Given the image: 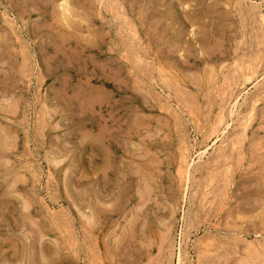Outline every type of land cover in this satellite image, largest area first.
Masks as SVG:
<instances>
[{
  "label": "rangeland",
  "instance_id": "1",
  "mask_svg": "<svg viewBox=\"0 0 264 264\" xmlns=\"http://www.w3.org/2000/svg\"><path fill=\"white\" fill-rule=\"evenodd\" d=\"M63 1L0 0V264H264V0Z\"/></svg>",
  "mask_w": 264,
  "mask_h": 264
},
{
  "label": "bare ground",
  "instance_id": "2",
  "mask_svg": "<svg viewBox=\"0 0 264 264\" xmlns=\"http://www.w3.org/2000/svg\"><path fill=\"white\" fill-rule=\"evenodd\" d=\"M22 1H23V0H22ZM32 2H33V1H32ZM69 2H70V1H69ZM70 4H71V3H70ZM60 7H61V14H62V16H63V19L66 21V23H68L69 18H70V15L73 14V13H71V11H70V9H69V8H71V7L68 6V3H67L66 0H64V1L60 4ZM72 9H73V8H72ZM80 9H81V8H80ZM59 11H60V9H59ZM72 12H74V11H72ZM79 12H80V11H79ZM26 13H27V12H26ZM77 13H78V12H77ZM261 13H262V12H261ZM27 14H28V13H27ZM258 15H259V14H258ZM258 15H257V17H258ZM28 16H29V14H28ZM71 16H72V15H71ZM74 16H75V15H74ZM83 17H84V16H83ZM262 17H263V16H262ZM74 18H75V17H74ZM74 18H72V19H74ZM82 19H83V18H82ZM256 19H257V18H256ZM260 19H261V18H260ZM61 21H62V20H61ZM61 21H60V22H61ZM82 21H83V20H82ZM82 21H81V22H82ZM259 21H260V20H259ZM73 22H74V21H73ZM76 22H77V21H76ZM66 23H65V24H66ZM61 24H63V23H61ZM65 24H64V25H65ZM69 24H70V23H69ZM64 25H63V26H64ZM67 25H68V24H67ZM70 25H71V24H70ZM81 25H82V24H81ZM65 26H66V25H65ZM78 26H79V27H75V25H74V27H75L74 30H75L76 28L79 29V28L81 27L80 24H79ZM69 27H71V26H69ZM69 27H68V28H69ZM86 28H87V27H85V29H86ZM128 28H129V27H128ZM80 29H82V27H81ZM85 29H84V30H85ZM128 30H129V29H128ZM263 31H264V30H263ZM46 33H47V32H46ZM263 40H264V39H263ZM53 49H54V48H53ZM3 51H4V50H3ZM55 51H56V50H55ZM55 51H54V52H55ZM61 51H62V50H61ZM6 52H7V51H6ZM56 52L58 53V51H56ZM56 52H55V54H56ZM52 53H53V52H52ZM4 54H5V53H4ZM0 55H2V54H0ZM12 57H13V56H12ZM261 57H262V56H261ZM1 59H2V58H1ZM260 60H261V58H260ZM0 61H2V60H0ZM4 62H6V61H4ZM260 62H261V61H260ZM258 64H259V63H258ZM257 66H258V65H257ZM261 67H262V66H261ZM251 71H252V69H251ZM246 72H247V71H246ZM248 72H249V71H248ZM255 72H256V70H255ZM255 72H254V73H255ZM75 73H76V72H75ZM243 73H244V72H243ZM259 73H260V72H259ZM259 73H258V74H259ZM261 73H262V72H261ZM168 74H169V73H168ZM246 74H247V73H246ZM256 74H257V73H256ZM256 74H255V75H256ZM263 74H264V73H263ZM1 75H2V74H1ZM252 75H253V74H252ZM245 76H246V75H245ZM166 77H167V76H166ZM253 77H254V76H253ZM253 77H252V78H253ZM238 78H239V77H238ZM242 78H243V77H242ZM248 79H249V78H248ZM255 79H256V78H255ZM255 79H254V80H255ZM242 80H243V79H242ZM242 80H241V81H242ZM249 80H250V79H249ZM249 80H248V81H249ZM252 80H253V79H252ZM262 82H263V80H262ZM243 84H244V83H243ZM243 84H242V85H243ZM248 84H249V83H248ZM240 85H241V84H240ZM240 85H239V86H240ZM260 85H261V83H260ZM247 86H248V85H247ZM245 87H246V86H245ZM253 87H254V86H253ZM243 88H244V87H243ZM250 88H251V87H250ZM257 88H258V87H257ZM238 90H239V89H238ZM240 90H241V89H240ZM243 90H244V89H243ZM253 90H254V89H253ZM255 91H256V87H255ZM262 91H263V90H262ZM239 92H240V91H239ZM249 92H250V91H249ZM249 92H248V94H249ZM253 93H254V92H253ZM83 95H84V94H83ZM235 95H236V94H235ZM250 95H251V94H250ZM263 95H264V94H263ZM0 96H1V95H0ZM10 96H11V95H10ZM238 96H240V95H238ZM6 97H7V96H6ZM233 97L236 98V96H233ZM244 97H246V96H244ZM252 97H253V95H252ZM237 98H239V97H237ZM233 99H234V98H233ZM248 99H249V98H248ZM0 100H1V99H0ZM5 100H6V99H5ZM237 100H238V99H237ZM241 100H242V99H241ZM246 100H247V99H246ZM263 100H264V99H263ZM263 100H262V101H263ZM1 101H2V100H1ZM6 102H7V101H6ZM9 102H10V101H9ZM232 102H233V100H232ZM232 102H231V103H232ZM248 102H249V101H248ZM256 103H257V101H256ZM1 104H2V103H1ZM11 104H12V103H10V105H11ZM236 104H237V101L234 103V105H233L232 107H234ZM238 104H239V103H238ZM245 104H246V103H245ZM3 105H5V104H3ZM7 105H8V104H7ZM229 105H230V104H229ZM254 105H255V104H254ZM236 106H237V105H236ZM2 107H4V106H2ZM7 107H8V106H7ZM14 107H15V106H13V108H14ZM239 107H240V106H239ZM244 107H245V106H244ZM244 107H243V108H244ZM13 108H11V109L14 111L17 107H16L15 109H13ZM229 108H230V107H229ZM243 108H242V109H243ZM1 109L4 110L3 108H1ZM8 109H10V108H8ZM11 109H10V110H11ZM253 109H254V108H253ZM227 110H228V109H227ZM243 110H244V109H243ZM246 110H248V109H246ZM246 110H245V111H246ZM254 110H255V109H254ZM8 111H9V110H8ZM13 111H11V112H13ZM228 111H229V110H228ZM0 112H1V111H0ZM48 112H49V111H48ZM234 112H235V111H234ZM238 112H239V111H238ZM250 112H251V111H250ZM14 113H15V112H14ZM236 113H237V112H236ZM242 113H244V112H242ZM255 113H256V111H255ZM52 114H53V113H52ZM91 114H92V113H91ZM238 114H239V113H238ZM249 114H250V113H249ZM253 114H254V113H253ZM3 115H4V113H3ZM228 115H229V114H228ZM220 116H221V115H220ZM236 116H237V115H236ZM232 117H233V116H232ZM248 117H249V116H248ZM223 118H225V117H223ZM226 118H227V117H226ZM221 119H222V118H221ZM228 119H229V117H228ZM238 119H240V118H238ZM250 119L252 120V118H250ZM218 120H219V119H218ZM218 120H217V121H218ZM233 120H234V119H233ZM243 120H244V119H243ZM219 121H220V120H219ZM223 121H224V120H223ZM225 121H226V120H225ZM235 122H236V119H235ZM241 122H242V121H241ZM247 122H248V121H247ZM218 123H219V122H218ZM221 123H223V122L221 121ZM230 123H231V122H229V124H230ZM239 123H240V122H239ZM239 123H238V124H239ZM223 124H224V123H223ZM225 124H226V123H225ZM232 124H233V122H232ZM232 124H231V125H232ZM236 124H237V123H236ZM246 124H247V123H246ZM220 125H222V124H220ZM231 125H230V126H231ZM233 125H235V124H233ZM242 125H243V124H242ZM242 125H241V126H242ZM244 125H245V124H244ZM220 127H221V126H220ZM224 127H225V125H224ZM242 127H243V126H242ZM247 127H248V126H247ZM247 127H246V128H247ZM235 128H236V127H235ZM237 128H238V127H237ZM5 129H6V128H4V130H5ZM228 129H229V128H228ZM239 129H240V127H239ZM244 129H245V128H244ZM0 130H1V129H0ZM7 130H9V129H7ZM218 130H219V129H218ZM235 130H236V129H235ZM245 130H246V129H245ZM247 130H248V129H247ZM223 131H225V130H223ZM230 131H231V130H230ZM238 131H239V130H238ZM238 131H233V132H238ZM2 132H3V131H2ZM7 132H8V131H7ZM228 132H229V131H228ZM228 132H227V133H228ZM241 132H242V131H241ZM3 133L5 134V133H6V130H5V132H3ZM99 133H100V132H99ZM215 133H216V132H215ZM229 133H230V132H229ZM7 134H8V133H7ZM9 134H10V136H11L12 133L10 132ZM245 134H246V132H245ZM7 136H8V135H7ZM238 136H239V135H238ZM5 137H6V135H5ZM218 137H220V135H219ZM226 137H228V136H226ZM2 138H3V137H2ZM14 138H15V137H14ZM104 138H105V137H104ZM104 138H103V139H104ZM209 138H210V137H209ZM16 139H17V137H16ZM101 139H102V138H101ZM218 139H219V138H218ZM224 139H225V138H224ZM230 139H231V137H230ZM0 140H1V139H0ZM14 140H15V139H14ZM232 140H233V139H232ZM6 141L8 142V140H6ZM15 141H16V140H15ZM15 141H13V143H14ZM213 141H214V140H213ZM226 141H227V139H226ZM226 141H225V143H226ZM234 141H235V140H234ZM102 142H103V141H102ZM203 142H204V141H203ZM223 142H224V141H223ZM231 142H232V141H231ZM236 142H237V141H236ZM1 143H2V142H1ZM8 143H10V142H8ZM208 143H209V142H208ZM221 143H222V141H221ZM2 144H3V143H2ZM11 144H12V141H11ZM11 144H9V145H10V146H13V145H11ZM14 144H15V143H14ZM213 144H215V143H213ZM216 144H217V143H216ZM233 144L236 145L235 143H233ZM202 145H203V144H202ZM204 145H205V143H204ZM206 145H207V144H206ZM218 145H219V144H218ZM220 145H221V144H220ZM234 145H233V146H234ZM2 146L4 147V149L6 148V144H5V145L3 144ZM7 146H8V145H7ZM207 146H208V145H207ZM213 146H214V145H213ZM0 147H1V146H0ZM221 147H222V146H221ZM231 147H232V146H231ZM11 148H12V147H11ZM97 148H98V147H97ZM201 148H202V147H201ZM232 148H233V147H232ZM8 149H9V146H8ZM12 149H14V147H13ZM202 149H203V148H202ZM208 149H209V148H208ZM214 149H215V147H214ZM218 149H219V148H218ZM0 150L2 151V149H0ZM206 150H207V148H206ZM206 150H204V151H200V149H199L200 153L198 154V159H201V157H202L203 155H205V154L208 152V151L206 152ZM232 150H233V149H232ZM5 151H6V149H5ZM96 151H98V150H96ZM211 151H212V149H211ZM7 152H8V151H7ZM102 153H103V152H102ZM197 153H198V152H197ZM218 153H220V151H219ZM0 154H4V150H3V153H0ZM8 154H10V153L8 152ZM4 155H5V154H4ZM4 155H3V156H4ZM10 155H11V154H10ZM215 155H216V154H215ZM218 155H219V154H218ZM218 155H216V156H218ZM1 156H2V155H1ZM1 156H0V157H1ZM105 156H106V155H105ZM205 156H206V155H205ZM208 156H209V155H208ZM5 157H6V156H4V158H5ZM97 157H98V156H97ZM212 157H214V156H212ZM4 158H3V159H4ZM6 158H7V157H6ZM206 158L209 159L208 157H206ZM215 158H216V157H215ZM215 158H214V159H215ZM3 159H2V160H3ZM54 159H55V158H54ZM202 159H203V158H202ZM210 159H211V158H210ZM4 160H5V159H4ZM50 161H52V160L50 159ZM184 161H185V160H184ZM202 161H203V160H202ZM8 162H10V160H9ZM8 162H7V163H8ZM194 162H195V161H194ZM199 162H200V161H199ZM53 163H54L55 165H57V164L59 163V161H53ZM107 163H108V162H107ZM187 163H188V162H187ZM187 163H186V164H187ZM196 163H197V162H196ZM200 163H201V162H200ZM206 163H207V162H206ZM210 163H211V162H210ZM1 164H2V163L0 162V165H1ZM4 164H5V162H4ZM55 165H54V166H55ZM197 165H199V164H197ZM197 165H196V166H197ZM204 165H206V164H204ZM5 166H6V164H5ZM5 166H4V167H5ZM185 166H186L185 168H186V170H187L188 167H189V165L187 164V165H185ZM192 167H193V166H192ZM192 167H191V168H192ZM200 167H201V166H200ZM1 168H2V167H1ZM1 168H0V169H1ZM191 168H190V169H191ZM204 168H205V167H204ZM211 168H212V167H211ZM4 169H5V168H4ZM194 169H195V168H194ZM1 170H2V169H1ZM6 170H7V169H6ZM18 170H19V169H18ZM202 170H203V169H202ZM8 171H9V170H8ZM194 171H195V170H194ZM9 172L11 173L12 170L9 171ZM127 172H128V171H127ZM185 172H186V171H185ZM207 172H208V171H207ZM15 173H18V172H15ZM208 173H209V172H208ZM1 174H2V171H1ZM17 175H18V174H17ZM17 175H16V176H17ZM204 176H205V175H204ZM0 177H1V175H0ZM5 177H6V176H5ZM10 177L13 178L11 175H10ZM207 177H208V175H207ZM122 179H123V178H122ZM22 180H24V177H23V179H22V178H17V177H16V178H13V186L16 187V188L18 189V188L20 187V185H18V184L21 183ZM208 183H209V182H208ZM208 183H207V184H208ZM203 184H204V183H203ZM203 184L201 183V185H203ZM210 184H211V183H210ZM11 185H12V182H11ZM21 186H22V185H21ZM92 187H93V186H92ZM22 188H23V186H22ZM148 188H149V187H148ZM204 188H205V187H204ZM204 188H203V189H204ZM10 189H11V188H10ZM17 189H16V190H17ZM22 190H24V188H23ZM207 190H208V189H207ZM17 191H18V190H17ZM141 191H142V190H141ZM201 191H203V190H201ZM7 192H10V191L7 190ZM15 193H16V192H15ZM19 193H20V192H19ZM91 193H92V191H91ZM206 193H207V192H206ZM92 194H94V192H93ZM92 194H91V196H92ZM19 195H20V194H19ZM199 195H200V193H199ZM22 196H24V195H22ZM22 196H20V197L22 198ZM31 196H32V195H31ZM94 196H95V195H94ZM95 197H96V196H95ZM95 197H94V198H95ZM199 197H200V196H199ZM197 198H198V196H197ZM23 199H26V200H27V198H23ZM199 199H200V198H199ZM199 199H198V200H199ZM202 199H203V198H202ZM26 200L24 201L23 210L26 211V212H28L29 202H27ZM95 201H96V200H95ZM92 202H93V201H92ZM100 202H101V201H100ZM10 203H11V202H10ZM30 203H31V202H30ZM90 203H91V202H90ZM93 203H94V202H93ZM96 203L99 205V203H98V201H97V202H95L94 204H92L93 206H91L93 212L97 211V210H95V209L98 208V207H97V208L95 207V206H98ZM11 204H12V203H11ZM11 204H10V205H11ZM7 205H8V204H7ZM14 205H15V204H14ZM30 205H31V204H30ZM199 205H200V204H199ZM99 206H100V205H99ZM205 206H206V205H205ZM205 206H203V207L205 208ZM9 207H10V206H9ZM197 207H198V206H197ZM203 207H202V208H203ZM13 209H14V208H13ZM101 209H102V208H101ZM101 209L98 208V210H101ZM197 210H198V209H197ZM19 211H20V210H19ZM102 211H103V210H101V213H102ZM26 212H25V213H26ZM97 212H98V211H97ZM199 212H200V211H199ZM199 212H198V213H199ZM23 213H24V212H22V214H23ZM22 214H21V216H23ZM92 214H93V213H92ZM102 214H103V213H102ZM24 215H25V214H24ZM27 215H28V213L26 214V216H27ZM93 215H94V214H93ZM29 216H30V215H29ZM29 216H28V218H29ZM98 216H99V215H98ZM195 216H196V215H195ZM94 217H95V216H94ZM94 217H93L92 221L89 220V222H88L90 226H93V225L95 226V219H94ZM22 218H23V217H22ZM25 218H27V217H25ZM29 219H30V218H29ZM29 219H28V220H29ZM87 220H88V219H87ZM82 221H83V220H82ZM83 222H84V221H83ZM85 222H86V221H85ZM88 223H87V224H88ZM99 223H100V222H99ZM87 224H86V225H87ZM132 224H133V223H132ZM84 225H85V224H84ZM163 226H164V225H163ZM254 226H255V225H254ZM91 228H92V227H91ZM92 229H93V228H92ZM184 231H185V230H184ZM184 231H183V232H184ZM187 233H188V232H187ZM123 236H124V235H123ZM125 237H126V236H125ZM119 239H120V238H119ZM14 240H15V239H14ZM184 240H185V239H184ZM257 241H258V240H257ZM257 241H256V242H257ZM262 241H263V240H262ZM184 242H185V241H184ZM180 244H181V243H180ZM180 244H179V245H180ZM197 244H198V243H197ZM257 244L259 245L260 243H257ZM195 246H196V245H195ZM260 246H261V245H260ZM197 247H198V246H197ZM257 247H258V246H257ZM263 247H264V246H263ZM178 248H179V247H178ZM181 248H182V247H181ZM181 248H180V249H181ZM259 248H260V247H259ZM182 249H183V248H182ZM184 249H185V248H184ZM261 249H262V248L257 249V251H259V250H261ZM178 251H179V250H178ZM263 251H264V250H263ZM55 252H56V251H55ZM60 252H61V251H60ZM53 253H54V252H53ZM53 253H52V254H53ZM181 253H182V252H181ZM54 254H55V253H54ZM54 256H55V255H54ZM54 256L50 255V253H49V257L52 258V257H54ZM180 257H181V256H180ZM187 257H188V256H187ZM181 258H182V257H181ZM53 260H54V259H53ZM177 260H178V257H177ZM249 260H250V259H249ZM251 260H252V259H251ZM28 261H29V260H28ZM178 262H179V261H178ZM177 264H180V262L177 263Z\"/></svg>",
  "mask_w": 264,
  "mask_h": 264
}]
</instances>
